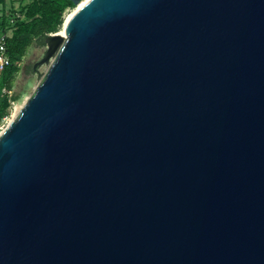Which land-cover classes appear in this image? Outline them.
Instances as JSON below:
<instances>
[{
	"label": "water",
	"instance_id": "1",
	"mask_svg": "<svg viewBox=\"0 0 264 264\" xmlns=\"http://www.w3.org/2000/svg\"><path fill=\"white\" fill-rule=\"evenodd\" d=\"M72 1L0 132V264H264V0Z\"/></svg>",
	"mask_w": 264,
	"mask_h": 264
},
{
	"label": "trees",
	"instance_id": "2",
	"mask_svg": "<svg viewBox=\"0 0 264 264\" xmlns=\"http://www.w3.org/2000/svg\"><path fill=\"white\" fill-rule=\"evenodd\" d=\"M4 3L5 0H0V6ZM74 6L72 0H27L18 11L11 9L1 14L0 33H9L6 43L9 63L0 72V88L6 86L11 89L12 76L19 70L18 64L26 48L34 40L38 45H44V38L61 27L65 10ZM11 98L17 99V95ZM8 106L7 97H0V117L5 114Z\"/></svg>",
	"mask_w": 264,
	"mask_h": 264
},
{
	"label": "rangeland",
	"instance_id": "3",
	"mask_svg": "<svg viewBox=\"0 0 264 264\" xmlns=\"http://www.w3.org/2000/svg\"><path fill=\"white\" fill-rule=\"evenodd\" d=\"M27 0H5V3L0 6V16L5 11L8 13L11 9H18L21 5L25 4ZM76 7H70L64 12V19L67 17L73 9ZM1 18V17H0ZM61 31V27L58 33ZM57 32V31H56ZM54 33V32H52ZM9 34V33H8ZM46 50V45H38L36 40H34L25 50L24 55L21 57L19 62V70L12 76V86L11 90L13 95H17V99L13 100V103L7 107L5 114L9 120L12 118L15 107L21 106L24 100L30 95L34 87L38 83L37 74L42 73L46 70L45 64L36 65L34 64L39 61ZM2 125V121H0Z\"/></svg>",
	"mask_w": 264,
	"mask_h": 264
},
{
	"label": "built area",
	"instance_id": "4",
	"mask_svg": "<svg viewBox=\"0 0 264 264\" xmlns=\"http://www.w3.org/2000/svg\"><path fill=\"white\" fill-rule=\"evenodd\" d=\"M18 17L19 14H16ZM13 21V18L10 19V22ZM9 37V34L6 33H0V72L2 69L9 63V58L6 53V43H7V38ZM13 95V92L11 89H8L6 86H2L0 88V97H7L9 101V106L13 103V99L11 98ZM8 106V107H9ZM0 121H2V125H0V132L4 129V127L7 125L9 122V118H7L6 115H3L0 117Z\"/></svg>",
	"mask_w": 264,
	"mask_h": 264
},
{
	"label": "bare ground",
	"instance_id": "5",
	"mask_svg": "<svg viewBox=\"0 0 264 264\" xmlns=\"http://www.w3.org/2000/svg\"><path fill=\"white\" fill-rule=\"evenodd\" d=\"M84 1H86V0H82V1L80 2V4H82ZM80 4H79V5H80ZM69 15H70V14H69ZM69 15H68V16H69ZM68 16H67V17H68ZM59 34L63 35V28H61V31L59 32ZM19 109H20V106L17 105V106L15 107V109H14V113H13V115H12V118L18 113ZM12 118H11V119H12ZM11 119H10V120H11ZM10 120H9V121H10Z\"/></svg>",
	"mask_w": 264,
	"mask_h": 264
}]
</instances>
